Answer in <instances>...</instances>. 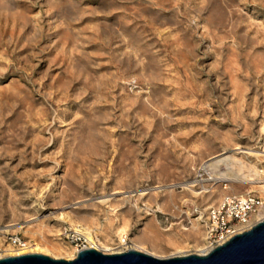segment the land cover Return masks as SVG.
<instances>
[{
  "label": "rangeland",
  "instance_id": "rangeland-1",
  "mask_svg": "<svg viewBox=\"0 0 264 264\" xmlns=\"http://www.w3.org/2000/svg\"><path fill=\"white\" fill-rule=\"evenodd\" d=\"M244 194L263 214L264 0H0V258L199 255Z\"/></svg>",
  "mask_w": 264,
  "mask_h": 264
},
{
  "label": "water",
  "instance_id": "water-1",
  "mask_svg": "<svg viewBox=\"0 0 264 264\" xmlns=\"http://www.w3.org/2000/svg\"><path fill=\"white\" fill-rule=\"evenodd\" d=\"M0 264H264V219L204 255L189 254L161 259L135 250L106 254L84 248L78 250L70 260L25 253L2 257Z\"/></svg>",
  "mask_w": 264,
  "mask_h": 264
},
{
  "label": "built area",
  "instance_id": "built-area-1",
  "mask_svg": "<svg viewBox=\"0 0 264 264\" xmlns=\"http://www.w3.org/2000/svg\"><path fill=\"white\" fill-rule=\"evenodd\" d=\"M261 206L262 203L258 197L244 194L224 197L218 205L210 208L203 223L204 249L206 251L200 255L222 245L232 236L249 230L257 222L264 219V213L258 215ZM257 215L258 217H255ZM11 242L16 246L19 245L17 240Z\"/></svg>",
  "mask_w": 264,
  "mask_h": 264
},
{
  "label": "bare ground",
  "instance_id": "bare-ground-1",
  "mask_svg": "<svg viewBox=\"0 0 264 264\" xmlns=\"http://www.w3.org/2000/svg\"><path fill=\"white\" fill-rule=\"evenodd\" d=\"M252 152H253V150H252ZM257 152V151H256ZM256 152L255 153H253V154H251L252 156H254V157H257V155H256ZM259 152V151H258ZM261 153H263V152H261ZM259 154V153H258ZM218 156V155H217ZM259 156V155H258ZM261 157H262V155H260ZM219 164H221V165H223L224 166V173L223 174H218V175H216L217 177H213L212 178V181H232V182H246L247 183V181H251V179H253V180H256V181H259L260 179H259V177H258V174L257 173H255L254 171H252V169H251V172H253V173H251V174H242V173H239V171H238V173H235L236 171H233L232 169H233V166H235V165H237V164H239V162L238 161H236L233 157H231V156H222L221 158H218V159H216V160H213L212 162H207V167L208 168H210L211 170L213 169V168H211V167H217L216 165H219ZM242 167H243V165H242ZM240 168V167H239ZM236 169H237V167H236ZM241 169V168H240ZM241 171V170H240ZM246 172V171H245ZM218 173V172H217ZM226 175H229V178L228 177H226ZM249 177H252L251 179L249 178ZM263 182V181H262ZM188 188H190V193H191V195H193V196H195V194H196V191H195V193L193 192V190H192V186H189ZM188 188H187V190H188ZM198 194V193H197ZM141 195V194H140ZM143 195V194H142ZM108 201V200H107ZM106 201V202H107ZM100 202V201H99ZM103 202H105L104 200L102 201V203ZM256 217H258V215L256 216ZM78 233V232H77ZM81 234V233H80ZM86 236V235H85ZM84 236V237H85ZM95 241V240H94ZM91 244V243H90ZM96 244H97V242H96ZM119 245V244H118ZM96 246V245H95ZM99 246V245H98ZM122 246V245H121ZM47 247V246H46ZM48 248V247H47ZM61 248V247H60ZM57 249L58 251L59 250H62V248L61 249ZM88 248H92V249H96V250H98V248H95V247H93V245H91L90 247H88ZM135 248V247H134ZM139 247H137V249H138ZM202 248V247H201ZM200 248V249H201ZM36 249V247L33 249V250H26V249H21V250H16V251H13V250H9L8 249V253L7 254H5V255H7V256H16V255H21V254H25V252H33L34 253V251H37V250H35ZM41 249V248H40ZM39 248H38V252H42V251H45V252H48L46 249H43V250H40ZM49 249V248H48ZM101 249V248H100ZM106 249H108V248H106ZM110 249V248H109ZM140 249V248H139ZM154 249V248H153ZM50 250V249H49ZM74 250V249H73ZM111 250V249H110ZM109 250V251H110ZM118 250V249H117ZM133 250V249H132ZM98 251H100V252H106L107 250H105V249H103V250H98ZM154 251V250H153ZM201 251V250H200ZM206 250L203 248V250L201 251V253H203V252H205ZM40 252V253H41ZM150 252V251H149ZM197 252H199L198 250H197ZM37 253V252H36ZM114 253V252H113ZM145 253H147V252H145ZM53 254H54V252H53ZM109 254V253H108ZM148 254V253H147ZM177 254V253H176ZM4 255V254H3ZM148 255H150V256H153V254H148ZM159 255H160V253H159ZM163 255V254H162ZM175 255V254H174ZM200 255V254H199ZM52 256V255H51ZM172 256V255H171ZM68 258H66L67 260H70V259H73V254H71V255H68L67 256ZM153 257H156V258H161V259H163L162 257H157V256H153ZM167 257H168V255H167ZM169 258V257H168ZM56 259V258H55ZM65 259V260H66Z\"/></svg>",
  "mask_w": 264,
  "mask_h": 264
}]
</instances>
